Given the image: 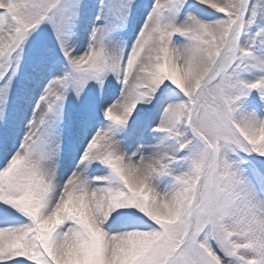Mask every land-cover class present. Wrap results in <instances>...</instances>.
Returning <instances> with one entry per match:
<instances>
[{"label":"snow or ice","instance_id":"6c2138e0","mask_svg":"<svg viewBox=\"0 0 264 264\" xmlns=\"http://www.w3.org/2000/svg\"><path fill=\"white\" fill-rule=\"evenodd\" d=\"M0 264H264V0H0Z\"/></svg>","mask_w":264,"mask_h":264}]
</instances>
